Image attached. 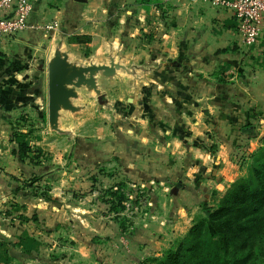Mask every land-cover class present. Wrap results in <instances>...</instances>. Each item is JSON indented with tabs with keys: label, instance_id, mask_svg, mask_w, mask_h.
I'll return each mask as SVG.
<instances>
[{
	"label": "rangeland",
	"instance_id": "rangeland-1",
	"mask_svg": "<svg viewBox=\"0 0 264 264\" xmlns=\"http://www.w3.org/2000/svg\"><path fill=\"white\" fill-rule=\"evenodd\" d=\"M108 2L109 18H99L96 34L68 30L66 34L58 29L54 44L63 41L72 55L79 53L85 60L93 57L104 62L113 47L112 51L122 56L121 62L128 68L134 64L144 78L133 88L122 71V79L105 87L106 105H99L95 97L85 98L81 110L64 121L71 133L50 131L43 54L51 44L53 30L44 27L48 32L46 40H39V49L29 47L25 61L32 74L40 72V86L30 84L28 91L32 93H20L24 109L17 115L12 134L25 136L31 149L40 150L38 158H29L31 164L43 161L46 169H54L21 175L17 190H26V197L50 201L51 188L59 183V195L53 200L59 202L57 208L62 209V215L48 227L53 229V235H45L35 247L37 251L33 247L27 252L18 243L23 237L14 238L3 227L14 229L20 223L32 224L37 215L22 221L0 219V264H152L151 258L161 257L186 236L195 218L202 216L203 204L214 206L229 184L248 174L254 160L264 156V108L254 112L256 117L248 122L253 126V139L239 131L244 120L239 111L232 117L236 133L218 148L222 143L219 126L215 127L206 109L203 122L207 131L204 130L203 139L177 140V145L168 140L171 136L164 133L167 126L163 120L171 122L164 119L163 113L161 118L154 117L155 94L144 90L154 88V81L161 82L155 78L161 67H175L170 61H155L161 53L162 35L168 29L164 18L169 14L159 7L162 0ZM221 70L217 74L227 77L226 81L239 77L234 69ZM133 92L144 94L138 104L146 108V116L151 110L150 124L149 120L144 126L130 120L129 94ZM237 116L240 120H236ZM141 135L147 139H141ZM118 145L124 150L122 157L118 155L122 151L116 152ZM177 147L183 152L177 153ZM169 162L176 163L172 180L165 170L169 169ZM184 167L187 170L180 172ZM5 210L0 209L1 218ZM258 253L260 250L255 254Z\"/></svg>",
	"mask_w": 264,
	"mask_h": 264
},
{
	"label": "crops",
	"instance_id": "crops-1",
	"mask_svg": "<svg viewBox=\"0 0 264 264\" xmlns=\"http://www.w3.org/2000/svg\"><path fill=\"white\" fill-rule=\"evenodd\" d=\"M162 1V6L159 7L164 12L167 10L165 14H169L164 18V24L168 29L165 28L166 33L162 35L161 44L159 43L162 46L161 53L156 55L155 61L165 63L170 61L175 67L173 69L168 67V70L161 67L155 72V78L161 82L154 81L156 86L149 87L148 90L146 88L144 91H149L146 94H155L154 117L161 118L163 113L164 119L171 122L163 120L167 126L164 133L171 136L168 140L177 145V140L203 139V132L207 129L203 122V110L206 109L211 113L215 127L219 126L217 132L222 143L218 148H222L221 144L236 133L233 129L236 121L232 122L234 120L232 117L239 111L242 112L244 119L243 124L238 127L239 131L253 139V136L242 130V126L249 122L254 112L257 113L264 108V22L257 42L244 49L241 48L230 10L213 7L202 0ZM32 2L33 11L28 18L27 28L16 36L0 38V209L2 211L9 209L2 212L3 217L0 219L16 221V218H20L18 219L20 221L34 213L37 215L38 219L32 224L20 223L21 225L14 229L3 227L5 231L13 233L11 236L14 238L23 237L18 243L25 252L35 248L45 235H53V229L48 227L62 215V209L57 208L59 202L53 200L59 195L57 191L59 183L53 184L50 201L26 197V190H17L21 175L46 170L49 172L54 169H46L43 161L31 164L28 161L30 157L20 159L15 152L18 148V138L12 133L18 122L17 115L24 109L21 106L24 99L20 93L28 91L30 84L40 86L41 82L40 72L36 70L32 74L25 64L28 51L31 49L29 47L39 49L37 48L39 40H46L48 35L44 26L56 22L57 27L51 35V44L43 54V59L47 63L49 51L53 47L57 33L59 35L58 29L64 30L66 34H69L68 30L72 33L93 35L96 34L101 21L99 18H109L106 13L110 12L108 0H86L83 3L77 0ZM154 7L157 8L156 5ZM69 51L71 53V50ZM41 65L42 63L39 65L40 70ZM230 69L239 73V77L233 78V81H226L227 77L217 74V71L224 72ZM178 79H181L179 83ZM34 93L39 96L38 90H34ZM129 95L132 109L130 120L141 126L146 125L147 120L150 124L151 110L149 109L146 116V108L138 104V98L144 94L133 92ZM238 118L237 116L236 120H240ZM143 133L147 134L146 130ZM144 138L147 139L141 135V139ZM123 147L125 148V145ZM117 151H122L118 155L124 156L121 145L117 146ZM169 151L173 153L172 148ZM175 151L179 154L183 152L178 147ZM175 165L176 163L169 162V169H165L171 180ZM185 170L187 167L180 172ZM27 236L30 238H26Z\"/></svg>",
	"mask_w": 264,
	"mask_h": 264
},
{
	"label": "trees",
	"instance_id": "trees-1",
	"mask_svg": "<svg viewBox=\"0 0 264 264\" xmlns=\"http://www.w3.org/2000/svg\"><path fill=\"white\" fill-rule=\"evenodd\" d=\"M242 130L253 136L249 123ZM14 136L20 159L38 158L40 150L31 149L25 136ZM202 208L186 236L161 257L151 258L152 264H264V156L232 181L214 206Z\"/></svg>",
	"mask_w": 264,
	"mask_h": 264
},
{
	"label": "water",
	"instance_id": "water-1",
	"mask_svg": "<svg viewBox=\"0 0 264 264\" xmlns=\"http://www.w3.org/2000/svg\"><path fill=\"white\" fill-rule=\"evenodd\" d=\"M137 69L134 64L126 67L120 53H114L111 47L106 61L98 62L93 57L85 60L79 53L72 55L63 41L55 43L46 63L48 129L58 134L71 133L64 121L81 110V101L95 97L99 105H106L105 87L115 84L117 78L122 79L121 72L125 71L128 85L134 88L144 78Z\"/></svg>",
	"mask_w": 264,
	"mask_h": 264
},
{
	"label": "built area",
	"instance_id": "built-area-1",
	"mask_svg": "<svg viewBox=\"0 0 264 264\" xmlns=\"http://www.w3.org/2000/svg\"><path fill=\"white\" fill-rule=\"evenodd\" d=\"M202 1L213 7L230 10L241 48L248 49L257 42L264 22V0ZM32 11V0H0V38H10L23 32ZM44 27L54 30L57 23L52 22Z\"/></svg>",
	"mask_w": 264,
	"mask_h": 264
}]
</instances>
